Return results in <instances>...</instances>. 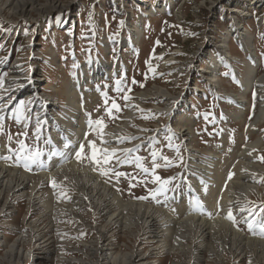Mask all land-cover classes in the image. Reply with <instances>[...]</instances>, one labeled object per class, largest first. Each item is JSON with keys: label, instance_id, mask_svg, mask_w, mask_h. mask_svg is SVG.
<instances>
[{"label": "rangeland", "instance_id": "374dc122", "mask_svg": "<svg viewBox=\"0 0 264 264\" xmlns=\"http://www.w3.org/2000/svg\"><path fill=\"white\" fill-rule=\"evenodd\" d=\"M52 1L62 8L50 10L42 16L33 11L30 13L31 17L0 11L2 159L10 166L34 176L35 179L39 170L37 163L36 165L29 163L27 168L23 160L17 163V153L27 155L28 149L32 151L39 149L41 153L44 150L39 134L43 122L40 116L44 115L35 111V107L31 109V106H35L40 97L48 99L58 96L59 102L57 107L52 106L54 108L52 111H55L56 115H61L65 105L63 92L66 82L78 77L79 64L89 62L93 66L97 64L99 67L108 66L106 70L109 67L111 70L107 71L108 76L93 81L97 88L100 87L101 98L86 108L87 119L96 127L109 129L125 115L127 103L133 101L136 106L130 119L129 133H122L123 137L116 142L108 141L111 138L109 133L101 136V139H105L117 150L114 155L112 153L109 155L108 163L101 160L97 164L93 161V171L99 175L102 183L118 193L124 202L142 201L148 207L150 205L152 210H156L153 217L157 220L160 226L157 230L161 233L166 227L161 225L166 224L167 213H171L168 217L170 220L173 219L174 223L184 217L181 215L183 210L174 212L167 208L171 201L169 198L174 201L173 196L179 191L182 199L186 197L190 200L193 196L189 187L192 177L190 172L198 175L201 168L214 156L217 157L214 158L216 165L214 167L218 172L214 174L208 172L197 178L201 184V186L198 184L197 188L200 191L199 193L194 191L196 201L194 198L190 204L194 202L198 213L203 209L200 207L201 204L213 202L215 205L210 214L214 217L220 212L217 205L220 202L226 203L228 211L231 210L233 216L238 212L235 207L246 203L244 204L246 212L240 214L241 222L237 223L238 231L246 233L249 237H264L259 227L264 223V174L259 175L256 181L252 180V184H256L263 192V197L253 192L248 195V202H241L235 198L238 195L236 182L240 173L238 164L242 161L236 151H241L252 142L261 140L263 146L253 150L248 156L253 155L251 161L264 167V159H261L264 157V121L255 129L248 127V122L253 120L258 110L260 99L264 98V77L262 80H255L264 73V0ZM157 2L162 5L158 10L146 12L147 5ZM10 6L11 4L7 10H10ZM235 22L243 33L250 35L249 43H244L236 33L228 32ZM226 41L225 48L219 46ZM89 69L92 75L94 70ZM213 69H216L215 82L208 79L210 70ZM252 70L254 74H251ZM14 73L19 75V81L23 84L9 83V77ZM18 85H23L24 92L19 90ZM154 88L168 92L171 99L166 98L167 95L162 96L161 93H155L153 96ZM30 89L39 93L36 100L28 96ZM141 93L145 94L144 98L138 97ZM240 100L246 102L241 105L243 112L236 116L234 114L237 112V105L241 104L238 103ZM79 102L85 107L90 100L85 101L80 96ZM113 102L118 108L112 107ZM97 121H101V124L98 125ZM182 127L188 128L190 135L185 134L187 131L179 132ZM86 135L87 141L90 140V133ZM188 136L190 140L185 139ZM92 137V142L100 149L95 141L96 134ZM44 139H47L46 135ZM21 141L26 146L23 152L20 150ZM83 145L81 160H77V167L80 169L90 162L86 142ZM188 146H191L196 154V158L193 159L196 167L189 171L186 170L191 160L188 153L192 151L187 149ZM124 149L132 151L125 153ZM97 155L100 157L102 154ZM64 158L63 156L59 160L61 164L66 160ZM138 163L143 167H138ZM143 168L149 171L145 173ZM121 173L126 175H120ZM229 173H232L231 178ZM155 176H159L161 181H168L163 185V190L161 183L154 179ZM212 177L214 178L211 179ZM206 179L214 181V186L212 184L209 187ZM204 182H207V185ZM207 187L214 188L209 192L210 190H206ZM46 188L54 191L53 203L51 202L53 207H56L55 204L71 205L80 195L76 188L73 190L67 185L59 186L51 180L39 188L32 201L39 202L42 191ZM18 193L4 194L0 188V197L4 199L7 197V202L9 201L7 205L9 209H0V257L18 234L33 232L34 237L38 236L37 239L42 235L44 237L28 242L26 246L28 250H33V244L38 248L34 250L39 257L37 261L25 258L11 264H85L87 259L84 255L87 251L84 244L94 240L97 235L94 228L103 225H106L104 233L112 235L111 238L116 239L117 245L121 246L120 249L124 252H130V248L133 249L132 245L138 247L145 236L142 233L146 228L143 222L129 229L112 223L108 225L105 218L107 215L100 214L97 208L92 209L85 202L76 208L77 215L60 214L56 210L51 213L49 208L42 209L39 203L31 206L32 204ZM200 193L205 194L202 196L203 201ZM225 196L227 197L224 198ZM176 202L177 200L174 202L175 206H179L182 201ZM190 207L191 211L195 210L194 205ZM42 210L43 214L48 212L46 215L48 219L41 216ZM252 216L255 218L252 219ZM80 217L85 225L83 223L81 225L77 219ZM249 220L253 223L252 230L248 228ZM32 221L31 225L38 224L33 228L35 231L26 228L27 222ZM159 221H163L164 224ZM177 231L175 229L173 234L176 232L179 235ZM191 233L190 237L187 235L182 242L176 240V235L175 239L168 243L170 246L175 244L176 246L169 247L164 264H172L173 261L188 263L187 255L196 252V245L199 247L200 244L199 240L196 241L199 239L196 237L198 234L195 235L194 230ZM135 235L137 237H134ZM43 240L52 246L54 249L52 253H41L42 245L46 243H43ZM205 242L208 248L205 246L206 249L205 247L199 249L207 250L205 262L208 264L257 262L249 254L241 259L243 255H232L229 251H223L216 258V254L215 256L212 254L215 252H211V249H216V244L210 240ZM178 254L181 255L178 257Z\"/></svg>", "mask_w": 264, "mask_h": 264}, {"label": "bare ground", "instance_id": "6f19581e", "mask_svg": "<svg viewBox=\"0 0 264 264\" xmlns=\"http://www.w3.org/2000/svg\"><path fill=\"white\" fill-rule=\"evenodd\" d=\"M44 1H45L44 3H41L39 2V0H5L4 2L3 0H1L0 11L2 12L7 11L11 15L31 17L30 13L32 11L36 12L39 16H42L50 10H54V9L60 10V8H62L61 5L53 2L52 0H44ZM140 2H147V0H141ZM9 4H11V6L9 7L10 10H7ZM161 6L162 5H160V3L158 2L151 3L146 6L145 10L146 12H153L156 9L158 10ZM136 31L139 33V29H137ZM228 32L236 33V35H238L239 38L241 37L244 43L246 42L249 43L248 41L251 38L248 33H243V30L236 22L232 24L231 30H229ZM226 44L227 41L225 43L220 44L219 46L225 48ZM107 67H104V65L99 67L98 64L96 66H93L90 65L89 62H81L79 64V72H77L79 73L78 77L76 78L73 77L72 79L66 82L65 89L63 92L65 96V103H64L65 105H64L63 113L61 115H56L54 113L55 111H52L54 110L52 106L57 107L56 105L59 102L58 96H55L54 98L51 97L48 99L40 97L36 101V105L31 106V109L35 107V111H37L39 114L44 115V116H40L41 118H43V122H42V127L39 128V134L43 141V146L45 151L44 150L42 151V155L40 156L39 160L36 162L37 165H39V170L36 172L37 177H35L34 179L33 178L34 176H31L30 174L27 175V173H24L20 169L10 166V164H8L7 162H5L4 159H2L1 155L3 154V149H0L1 191L4 192V194L8 192L10 193L19 192L18 195L20 194L22 195L21 197L23 199L25 198L26 200H28L32 204L31 206H33L36 203L37 204L39 203L41 204V206L40 205L39 206L42 209L46 210L49 208V211H52L51 213H53L56 210V212L60 214L70 213L71 215H73V213H75L76 208H78L79 205H82V203L85 202L88 205H90L92 209L97 208L98 211H100L99 212L100 214L102 215L106 214L107 217L105 216V218L107 219L108 225H112V224L120 225L121 228L123 227L125 229L135 227V224L142 222L144 223L143 226L146 225L145 226L146 228L142 232L145 234V236L143 240L140 241L141 244L138 247L132 245L133 249L130 248V252L122 251L120 249L121 246L117 245L116 239L111 238L112 235H108V233L107 234L104 233V230H106V225H103L100 228H94L97 233L96 238L84 244L85 246L84 248L87 251L86 254L84 255L87 259V262L85 264H164V259L168 257L167 254H168V249H170L169 247L174 246V245L170 246V244L168 243L177 235L176 232L175 234H173L175 229L178 230L180 234H182L176 236L177 238L176 240H178L179 242L184 238H186L187 235L189 236V233L192 234L191 232L193 230L195 231V235L198 234L196 235V237H199V239H196V241L197 240L200 241L199 247H205V246L207 247L205 241L210 240V242H214L216 244V249L215 248L214 249L210 248V249L211 252L213 251L215 252L212 254L213 255L216 254V258L217 255L222 254L223 251H229L231 252L232 255L233 254L243 255L241 256L242 257L241 259H243L245 255L249 254L251 258L252 257L255 258V260L257 261L256 264H264V237H249L247 236L246 233L243 234L239 232L235 225L241 222L240 214L246 212V207H245L246 205L244 206V204L246 203H241L237 208L235 207V210H238L237 214L234 215L238 217L237 219H235L236 221L235 224L226 218L229 212L226 203L220 202L217 204L219 205L220 212L217 216L214 217H212L210 214L214 209L215 204L213 202H209L208 204L207 203L201 204L200 207H202L203 209H201L199 212L197 211L198 213H196V205L194 204V202L190 204L196 197V193L197 192L199 193L200 191L197 189L198 184H200L199 181H197L198 180L197 178H201V175L204 176L208 172H213L214 174L218 170L217 168L214 167L216 166L214 165L215 164L214 158L216 159L217 157L211 156L213 159L208 160L207 165H205L202 168L199 167L201 168V171L199 172L198 175H196L195 173L193 174V172H190V174H192V177L189 182V187H191L192 190L191 193H193L192 194L193 198L190 195L189 196L191 197L190 200L186 199V197H184L185 199H182L183 197L182 198L180 197L181 193H179V191L176 193L178 189L175 191L176 194L173 196L174 201L171 198H169L171 201L169 205H167L169 206L167 208L172 209L174 212H178V210H183L182 212L183 214L181 215L182 216L184 215V217L180 218L182 220L178 221L177 223H174L172 222L173 219L170 220L171 218L168 217L171 216V213L166 212L168 214L167 218L165 217L166 224L161 225L166 227L163 228L164 230L162 229L163 232L161 233L158 232L157 228H159L160 226L157 223V220L153 217L156 213V210L154 209L152 210L150 205L148 207V205L143 203L142 201L136 202L130 200L124 202L123 198L118 193L112 191L108 185L102 183V179L99 177V175L94 173L92 149L91 147H89L88 142L92 141L93 139L92 136L96 134L95 141H97L100 148L108 150V156H109L112 153L111 150L114 149V146H111L109 142L110 141L116 142L118 139L123 137L122 133L124 132L129 133L128 129L130 125V119L133 116V112H135V106H136V103H134L133 101L127 103L126 105L127 110L125 111V115L122 118H120L119 122H117L115 126L110 127L109 129L96 127L91 121L87 119L86 108L90 105H93L97 100L101 98L100 87L97 88V86L93 84V81L102 80L105 78L104 77L105 75L108 76L107 71L111 72V70L110 67L108 68L109 70L108 69L106 70ZM89 68H93L94 70L92 71V75L89 72L90 70ZM215 70L216 69L210 70L211 73H209L208 76V79L213 82L216 81ZM253 70L255 71V69ZM253 70L251 74H254ZM16 73H14L11 77H9V83L15 85L23 84L21 81H19V75ZM263 77H264V73L258 79L255 80H262ZM22 86L23 85L20 86L18 85L17 87L19 88V90L24 92L25 88ZM155 93H161L162 96L167 95L166 98L171 99L170 96H168V92H165L161 88H154L152 95L154 96ZM27 94L28 96H31L33 97V99L36 100L39 93H35L33 89H30L28 90ZM80 96L85 101L88 99L90 100V102L87 103V106L85 107L81 106L79 102ZM138 97L144 98L145 94L141 93L139 94ZM244 101L245 100L238 101V103L241 104L237 105L238 106L237 112L234 115L238 116L240 113L243 112V110L241 109V105L243 104ZM263 121H264V98L260 99L258 110L253 120L248 122V127L251 129H255ZM187 129L188 128L182 127V129H180L179 132L187 131L185 134L190 135V132H188ZM86 133H90L91 136V139L88 141L86 139L88 136L86 135ZM104 133L107 134L109 133V135L111 136L109 140L107 139L109 142H106L105 139L104 140L101 139V136ZM45 135L47 136V139H44ZM185 139L190 140V137L188 136ZM101 140L105 142L101 143ZM85 142H86V148L88 149L90 154V160H89L90 162L88 165L82 166V169H80L79 167H77L78 161L76 158V152L81 151V144H84ZM262 146L263 144L261 140H257L249 144L247 147H244L241 151L240 150L236 151L239 156V159L241 158L242 161H240V163L238 164L240 173L237 172L239 174L238 182H236L237 183L236 187L238 188L237 191L238 195L235 196V198L236 199L238 198L237 200L240 199L241 202L247 201L248 195H250L253 192L257 193V196L263 197L262 196L263 192H261L258 189V186L256 184H252V180L256 181V179L259 178V175L264 174V167L258 164H254L251 161L254 158L253 155L248 156L250 152H252L257 148L259 149ZM0 147H2V145ZM187 149L192 151L188 153V158L191 160H189V164L187 165L186 170L189 171L191 169H194V167H196V163L193 160L196 158V154L194 153L195 150H192L191 146H188ZM63 156L66 158V160L64 162L62 161L63 163L61 164L59 160L62 159ZM36 163H33V165L34 164L36 165ZM36 168L38 169V166H36ZM214 177H212L211 179H213ZM51 180H53L59 186L67 185L71 189L76 188V190L79 192L80 195H78V197L75 199V203L71 205L55 204L56 207H53L52 194L54 191L51 192L47 188L45 191H42L43 194H41L39 202H36V200L35 202H33L32 198L35 197L34 194L37 193L39 188L43 187L44 183L49 182ZM207 181L208 183L207 182L206 183L209 184V187L212 184L214 186V181H209V180ZM207 189L208 187L206 188V190ZM212 189L211 188L208 189L210 190L209 192H212L211 191ZM232 189L234 191V188ZM206 190H204V193L206 192ZM194 191L196 193H194ZM200 195L202 200V196H205V194L202 195L200 193ZM226 197L227 196H225L224 198ZM232 198L234 199V197ZM176 200H177L176 203L182 201L181 204H179V206L177 204H176L177 206H175L174 202ZM202 201L200 202L199 200L200 203H202ZM8 202H7V197L5 199L3 197H0V207H1L0 209H4V208L9 209V207L7 206ZM191 205H194L195 210L192 211L195 212H192L190 210ZM106 207L108 208L105 209ZM241 209H244V211H241ZM174 212L172 214H174ZM47 214L48 212L43 214V210H42L41 216L46 217ZM75 215L77 214L75 213ZM243 216L245 217L246 215ZM46 218L48 219V216ZM77 219L80 220L81 225L82 223L83 225H85V222L83 221V219H81V217ZM33 221L27 222L28 226H26V228L30 229V231H32V229L38 225V224L36 225L35 223L31 225ZM163 221H161L162 223L160 221L159 222L161 224H164ZM168 221H170V223ZM33 230L35 231V229ZM139 232L137 234H139ZM43 237L44 236L42 235L39 239H42ZM134 237L137 236L135 235ZM37 238L36 236L35 237L33 236V232L18 234V237L15 238L13 242L9 243V245H7V249L4 251L5 252L4 255L0 257V264L16 263L25 258H31L32 261H37L39 257L36 256V252H34V250L38 248H36L34 244H33L34 247H32L33 250H28L26 248L28 242L30 243L32 241L39 240ZM175 241H173V244ZM42 242L45 243L46 240H43ZM47 243L48 242L42 245L41 248L42 254L46 252L50 254L54 251V249H52V246L50 245L51 246L50 247L49 244ZM152 243H156V245H152ZM199 247L198 245H196V252L187 255L188 263L186 264H208L205 262V259L207 258V257L205 258V255H207L206 254L207 250L202 251L203 249H199ZM180 255L181 254H178L177 256L179 257ZM221 257L222 255L218 258L220 259ZM224 263H226V260H224ZM172 264H185V263L173 261ZM219 264H222V262Z\"/></svg>", "mask_w": 264, "mask_h": 264}, {"label": "snow or ice", "instance_id": "6c2138e0", "mask_svg": "<svg viewBox=\"0 0 264 264\" xmlns=\"http://www.w3.org/2000/svg\"><path fill=\"white\" fill-rule=\"evenodd\" d=\"M157 43H159V42H157ZM141 86H143V85H141ZM125 99H129V97H125ZM112 107L113 108H118V106H117V104L115 102H113ZM17 119H19V116H17ZM96 123L98 125H100L101 124V121H97ZM104 142L105 141L101 140V143H104ZM88 144H89V147H91V149H92V159H93V161L95 163L99 164L101 162V160H103L104 163H108L109 156H108V150L107 149H103V148L98 149L96 147V144L94 142H92V141H89ZM25 147L26 146L21 141L20 142V150H21V152L24 151ZM66 147H67V145H66ZM83 148H84V145L81 144V150ZM116 151H117L116 149H112L111 150V152H112L113 155L116 153ZM131 151H132V149H124L123 150V152H125V153H129ZM98 153H100L102 155L100 157H98V155H97ZM41 155H42V153H41V151L39 149H37L35 151H32L31 149H28V154L27 155H21L20 153H17V163H19L21 160H23L25 162L24 163V166L27 168L28 165H29V163H36L39 160V158H40ZM153 156H155V153H153ZM4 158L5 159H9L10 157H4ZM76 158H77L78 161L81 160V151H77L76 152ZM261 159H264V157H261ZM137 160L139 161V158H137ZM137 166L138 167H143L139 163L137 164ZM154 167H155V165H154ZM143 171L145 173H147L149 170L147 168H143ZM102 174H104V173L102 172ZM120 175H126V174L121 173ZM231 176H232V173H229V178H231ZM154 179L156 181H159L161 183V186H162L161 187V190H163V185H166L168 183L167 180L161 181V178L159 176H155ZM138 199H146V197H138ZM241 211H244V209H241ZM250 215H251V213H250ZM226 218L228 220L232 221L234 224L236 223L235 218H234L231 210H229ZM254 218L255 217L252 216V219H254ZM247 223H248L249 230H252L253 223L251 222V220L247 221ZM259 227L261 229V234L264 235V223H261L259 225Z\"/></svg>", "mask_w": 264, "mask_h": 264}]
</instances>
